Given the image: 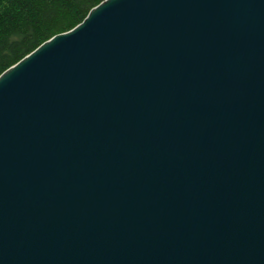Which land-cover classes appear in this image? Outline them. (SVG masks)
<instances>
[{"label":"water","instance_id":"1","mask_svg":"<svg viewBox=\"0 0 264 264\" xmlns=\"http://www.w3.org/2000/svg\"><path fill=\"white\" fill-rule=\"evenodd\" d=\"M0 264H264V0H102L0 73Z\"/></svg>","mask_w":264,"mask_h":264},{"label":"trees","instance_id":"2","mask_svg":"<svg viewBox=\"0 0 264 264\" xmlns=\"http://www.w3.org/2000/svg\"><path fill=\"white\" fill-rule=\"evenodd\" d=\"M102 0H0V73Z\"/></svg>","mask_w":264,"mask_h":264}]
</instances>
